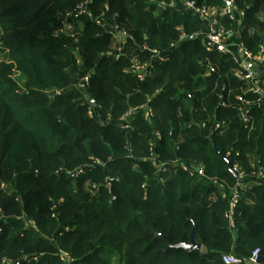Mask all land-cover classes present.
Listing matches in <instances>:
<instances>
[{
  "label": "trees",
  "instance_id": "obj_1",
  "mask_svg": "<svg viewBox=\"0 0 264 264\" xmlns=\"http://www.w3.org/2000/svg\"><path fill=\"white\" fill-rule=\"evenodd\" d=\"M84 1L92 18L74 38L58 33ZM170 1L0 0V184L13 191H0V264H224L225 254L247 264L255 248L264 264L261 103L231 55L207 52L200 39L177 42L202 23ZM233 4L244 13L240 41L255 54L264 45V0ZM100 19L140 48L175 47L139 80L130 55L115 58L113 34ZM137 55L150 61L147 51ZM240 99L253 102L245 126ZM91 101L102 122L87 115ZM145 103L153 114L140 110L121 128L123 113ZM151 154L157 164L202 163L205 176L173 165L160 171ZM234 168L250 185L228 219ZM193 229L200 250L168 248L166 237L189 242Z\"/></svg>",
  "mask_w": 264,
  "mask_h": 264
},
{
  "label": "built area",
  "instance_id": "obj_2",
  "mask_svg": "<svg viewBox=\"0 0 264 264\" xmlns=\"http://www.w3.org/2000/svg\"><path fill=\"white\" fill-rule=\"evenodd\" d=\"M181 4V9L184 11L191 13L195 15L199 20H204L205 26L204 29H201L195 33L186 34L185 32L181 31L179 33L178 37V43L187 41V40H194V39H200L202 41V44L204 46V49L207 52L216 51L221 54H229L232 57V60L234 63H236L239 67L237 70V75L242 76L243 79L248 81V92L255 95L256 100L260 101L261 103V110L264 112V71H258L253 72L250 69L247 68L246 65L248 64H255L259 66H264V45L260 46V49L257 53L253 54L252 52L246 50L243 46V43L239 41L237 45V50L233 51L232 48H230L228 44V38L233 33L234 29H231L225 25H223L219 21V17H226L229 21L235 22L237 27L240 26L241 20L243 18V11H239L235 8L233 4V0H223L224 5L217 9V8H207L204 6H198L194 0H179ZM176 0H171L170 3L167 4L169 7H174ZM89 4V1H84L80 3L77 6V12L74 15L75 17H84V18H92V15L87 8ZM161 5H165L164 2L161 3ZM107 9V7H106ZM112 21V20H111ZM106 19V21L103 19L98 20V23H102L106 26L112 24V29L114 31H117V35L120 37L125 36L129 38L126 33L122 30H119L113 22ZM74 30L71 27H63L58 30V33H66L71 38L75 37ZM130 39V38H129ZM131 40V39H130ZM175 47V44L171 46L170 51ZM140 51H147L149 53V59L150 61H139L137 58V53ZM170 51H167L165 53H161L156 49H148L147 47L143 46L141 50L133 53L130 58V67L129 70L133 73H135L139 80H143L148 73L150 69V63L151 60L156 59L160 63L167 62L169 59V53ZM120 54L116 53L115 58L118 59ZM77 63H80L79 60H76ZM210 72L213 71L212 68L208 69ZM88 74H86L84 77L80 79V87L86 88L88 87ZM57 93H60V91H57ZM253 102H251L248 99H240V103L236 107L238 118L240 119V122L243 126L247 125L251 121V105ZM100 106L96 104H91L87 106V115L90 118H98L99 121H103L102 118L96 116L98 113V109ZM144 111L145 116L149 117L151 116L152 109L149 107L148 103L142 104L136 108H129L127 109L123 115L119 118L118 123L121 128L126 129L131 126V122L134 119L135 114L138 111ZM105 120H110V116H105ZM222 123H217L214 125V130L218 129ZM155 155L150 156L149 160L153 161L155 163ZM178 166L181 171L186 173L189 176H205V167L202 163H183L179 160H174L170 163H164V164H157L155 163V166L160 171H165L167 167ZM234 173L237 174V181L233 187H231L230 195L228 196V209L225 212V217L230 219L231 215L236 208L238 201L240 199L241 191L249 186V183H245L244 181V173L241 171L239 172L237 168L233 169ZM75 175L82 172V168H78L74 170ZM256 181H260L262 187L264 188V173L259 172L256 176ZM212 182H216V180H211ZM0 191L5 192L8 195H12L13 191L10 190L5 183L0 184ZM16 200L19 199V197L15 198ZM1 212V209H0ZM29 226L35 228V224L33 221H29ZM67 257L66 253L61 254V258L65 259ZM222 262L224 264H239L244 262L240 257H237L233 254H225L222 256ZM247 264H262L259 261V249L255 248L248 259L246 260Z\"/></svg>",
  "mask_w": 264,
  "mask_h": 264
},
{
  "label": "crops",
  "instance_id": "obj_3",
  "mask_svg": "<svg viewBox=\"0 0 264 264\" xmlns=\"http://www.w3.org/2000/svg\"><path fill=\"white\" fill-rule=\"evenodd\" d=\"M104 21V19H103ZM106 21V20H105ZM202 23V28L204 29L205 26V22L204 20H200ZM83 22L84 19H77L74 16H70L68 18H66L65 20V27H71L73 29H79L83 26ZM107 31L112 32L113 34V43L111 48L114 50V54L118 53L120 55H124V56H128V55H132L133 53L141 50L140 47L134 45V43L127 37L123 36L120 37L119 35H117V31H114V29H112V24L107 25ZM240 41V30L239 27H235L233 30V33L231 34V36L228 38V44L230 46V48H232L233 51L237 50V45Z\"/></svg>",
  "mask_w": 264,
  "mask_h": 264
},
{
  "label": "water",
  "instance_id": "obj_4",
  "mask_svg": "<svg viewBox=\"0 0 264 264\" xmlns=\"http://www.w3.org/2000/svg\"><path fill=\"white\" fill-rule=\"evenodd\" d=\"M63 19V18H62ZM248 69H250L253 72H258V71H264V66H259L255 64H248L246 65ZM94 101H91V104H94ZM229 169L232 170V165L229 164ZM73 175H75V172H72ZM235 177H237V174L234 173ZM168 240V248H183L188 252L194 251V250H200L201 249V244L198 243L195 239V231L194 229L192 230L190 234V240L189 242L186 241H181L179 243L173 242L169 237H166Z\"/></svg>",
  "mask_w": 264,
  "mask_h": 264
},
{
  "label": "rangeland",
  "instance_id": "obj_5",
  "mask_svg": "<svg viewBox=\"0 0 264 264\" xmlns=\"http://www.w3.org/2000/svg\"><path fill=\"white\" fill-rule=\"evenodd\" d=\"M69 17H70V16H69ZM74 17H75V16H74ZM76 18H77V19H83L84 17H77V16H76ZM235 73H238V72L236 71ZM16 77H17L18 79H20L19 76H16ZM20 80H21V79H20Z\"/></svg>",
  "mask_w": 264,
  "mask_h": 264
}]
</instances>
